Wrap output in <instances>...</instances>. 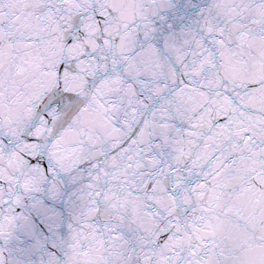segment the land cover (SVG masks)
I'll return each instance as SVG.
<instances>
[{
  "label": "snow or ice",
  "instance_id": "1",
  "mask_svg": "<svg viewBox=\"0 0 264 264\" xmlns=\"http://www.w3.org/2000/svg\"><path fill=\"white\" fill-rule=\"evenodd\" d=\"M66 183L38 264H264V0H0V264Z\"/></svg>",
  "mask_w": 264,
  "mask_h": 264
},
{
  "label": "water",
  "instance_id": "2",
  "mask_svg": "<svg viewBox=\"0 0 264 264\" xmlns=\"http://www.w3.org/2000/svg\"><path fill=\"white\" fill-rule=\"evenodd\" d=\"M74 191L70 183H66L64 195L53 198L49 193L43 192L36 197L35 206L30 200L25 212L29 217V230H20L18 240L13 244V251L21 255L26 261H36L41 255L47 254L49 246L61 237L68 234L70 203L69 196ZM37 240L45 245L42 249L33 246ZM2 245V242H0Z\"/></svg>",
  "mask_w": 264,
  "mask_h": 264
}]
</instances>
